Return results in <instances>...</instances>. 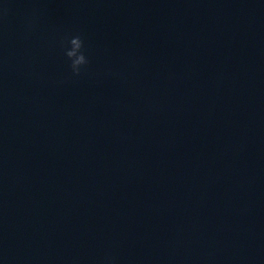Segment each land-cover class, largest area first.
Segmentation results:
<instances>
[{"label":"water","instance_id":"95a60500","mask_svg":"<svg viewBox=\"0 0 264 264\" xmlns=\"http://www.w3.org/2000/svg\"><path fill=\"white\" fill-rule=\"evenodd\" d=\"M105 257L264 264V0H0V264Z\"/></svg>","mask_w":264,"mask_h":264},{"label":"clouds","instance_id":"9594fccd","mask_svg":"<svg viewBox=\"0 0 264 264\" xmlns=\"http://www.w3.org/2000/svg\"><path fill=\"white\" fill-rule=\"evenodd\" d=\"M65 44V55L71 61L72 74L80 76L84 68L90 63L85 53L84 40L79 35L65 37ZM67 45H70V47ZM103 264H115V259L113 257H105Z\"/></svg>","mask_w":264,"mask_h":264}]
</instances>
